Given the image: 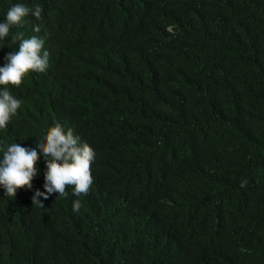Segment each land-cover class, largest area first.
<instances>
[{"label": "trees", "instance_id": "1", "mask_svg": "<svg viewBox=\"0 0 264 264\" xmlns=\"http://www.w3.org/2000/svg\"><path fill=\"white\" fill-rule=\"evenodd\" d=\"M16 4L41 16L0 67L23 33L48 68L8 86L0 154L60 121L95 158L68 228L71 187L0 195V264H264V0H0V22Z\"/></svg>", "mask_w": 264, "mask_h": 264}, {"label": "clouds", "instance_id": "2", "mask_svg": "<svg viewBox=\"0 0 264 264\" xmlns=\"http://www.w3.org/2000/svg\"><path fill=\"white\" fill-rule=\"evenodd\" d=\"M41 8L37 5L29 9L23 4L11 6L6 20L0 22V40L9 35L14 26H19L30 13L39 19ZM39 32L40 26L34 27ZM19 40L18 51H11L4 57L0 67V129H5L16 115L21 101L8 90V86L19 87L29 72H44L48 68L49 53L42 52L44 41L36 36L23 39V33L13 36ZM42 141L29 143L15 140L4 144L0 154V195L15 201L16 193L26 188L33 196L29 204L44 207L47 201L60 199L67 195L71 187L73 195L78 196L65 209L61 222L63 228L73 225L75 216L83 210V197L89 194L93 183L90 165L95 158L93 149L73 125L60 121L50 123L45 128Z\"/></svg>", "mask_w": 264, "mask_h": 264}]
</instances>
